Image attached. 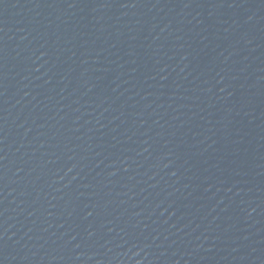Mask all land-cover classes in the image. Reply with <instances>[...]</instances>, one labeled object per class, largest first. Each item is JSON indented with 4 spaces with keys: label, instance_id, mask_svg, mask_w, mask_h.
I'll use <instances>...</instances> for the list:
<instances>
[{
    "label": "water",
    "instance_id": "1",
    "mask_svg": "<svg viewBox=\"0 0 264 264\" xmlns=\"http://www.w3.org/2000/svg\"><path fill=\"white\" fill-rule=\"evenodd\" d=\"M0 264H264V0H0Z\"/></svg>",
    "mask_w": 264,
    "mask_h": 264
}]
</instances>
